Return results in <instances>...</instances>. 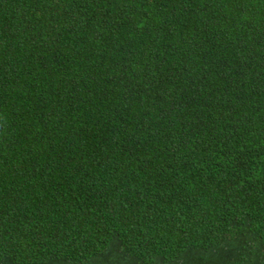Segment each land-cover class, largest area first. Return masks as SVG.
<instances>
[{
    "label": "trees",
    "instance_id": "1",
    "mask_svg": "<svg viewBox=\"0 0 264 264\" xmlns=\"http://www.w3.org/2000/svg\"><path fill=\"white\" fill-rule=\"evenodd\" d=\"M0 264H264V0H0Z\"/></svg>",
    "mask_w": 264,
    "mask_h": 264
}]
</instances>
